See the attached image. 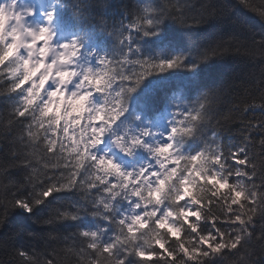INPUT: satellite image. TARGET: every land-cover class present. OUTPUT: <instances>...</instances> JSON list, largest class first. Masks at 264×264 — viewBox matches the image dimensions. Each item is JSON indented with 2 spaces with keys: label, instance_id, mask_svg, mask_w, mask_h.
Instances as JSON below:
<instances>
[{
  "label": "snow or ice",
  "instance_id": "6c2138e0",
  "mask_svg": "<svg viewBox=\"0 0 264 264\" xmlns=\"http://www.w3.org/2000/svg\"><path fill=\"white\" fill-rule=\"evenodd\" d=\"M237 2L264 22V0ZM20 3L0 0V82L16 98L4 108L8 118L0 129V227L16 210L48 226L91 216L95 229L16 233L61 242L74 264H264V38L231 35L189 54L195 61L189 71L242 47L260 58L253 81L259 97L239 109L235 143L205 132L212 120L206 105L219 101L220 89L204 92L196 105L174 103L166 132L141 114L133 117L136 126L121 130L133 95L149 77L187 67L186 56L144 58L138 39L159 37L169 19L182 27L207 23L220 9L201 5L206 13L188 16L185 4L145 3L125 7L114 21L112 0ZM98 33L116 41V54L94 47ZM189 140L199 148L187 150ZM106 141L128 159L141 151L148 159L129 170L103 150ZM47 153L58 162L38 168L34 156ZM70 192L79 199L35 219L49 198ZM14 238H0V264H63L56 249L14 247Z\"/></svg>",
  "mask_w": 264,
  "mask_h": 264
},
{
  "label": "trees",
  "instance_id": "16d2710c",
  "mask_svg": "<svg viewBox=\"0 0 264 264\" xmlns=\"http://www.w3.org/2000/svg\"><path fill=\"white\" fill-rule=\"evenodd\" d=\"M48 2V0H46ZM185 4V11L188 16H196L206 13L208 9L201 5H213L220 9L218 16L207 23L193 25L189 22V27H182L174 20H166L161 26L159 37H142L138 39L137 45L141 49L144 58L159 56L170 59L174 56H186V66L170 72L149 77L141 88L133 95L130 102V112L122 121L121 130L128 125L136 126L133 117L136 114L144 116L145 120H151V126L160 131H167V121L174 111V103L196 105L200 96L210 90L220 89L221 97L214 104L206 105L212 111V120L205 129L206 134L213 130L225 137L224 143H228V137H233L235 143V128L240 123V108L253 97L258 100L259 89L254 87L253 81L260 76V58H253L249 51L243 47L240 51L232 50L223 56L213 57L205 63L199 64L194 71L187 70L195 61L194 56L198 51L214 46L215 42L222 37L237 35L242 39H249L253 33L256 38H264V22L258 15L240 5L237 0H112L113 7L109 14L110 19L119 21L122 18L121 12L127 7L129 11L137 5L149 4L152 7L164 3ZM259 3L260 0H254ZM109 21L112 23V21ZM81 31H87L81 24ZM94 47L102 53L114 55L118 48L116 41L105 34L98 33L94 40ZM4 83L0 82V129L5 126L8 114L4 108L16 98L9 96L4 91ZM159 117V119H157ZM259 119V116L255 117ZM233 131L230 133L229 129ZM198 140H189L185 148L189 151L199 148ZM109 149L115 157L126 162L124 166L131 170L133 165L144 163L148 159V154L141 151L136 158L128 159L116 150L111 141H106L103 146ZM42 154L34 156V162L38 168H43L44 164L49 165L58 161L51 159L54 153H47L44 158ZM63 157L67 158V150ZM52 171V168L45 169ZM50 200L46 205L39 207L34 217L36 220L46 219L49 215V208L52 206H62V202L75 201L79 197L76 193H62ZM213 211L217 214L219 209L213 205ZM98 226L97 220L91 216H82L77 221H65L55 226L43 225L34 222L33 216L21 210L14 211L3 227H0V238L15 237L10 241L14 247L23 246L25 249H36L41 253L49 252L53 248L59 253L58 259H62L63 264H74L73 258L65 255L64 245L59 241L34 240L25 237L23 234L17 236L18 229L24 228L28 232L44 236L49 231H56L63 234L76 231L78 227H88L95 229ZM4 257L3 249L0 247V258Z\"/></svg>",
  "mask_w": 264,
  "mask_h": 264
},
{
  "label": "rangeland",
  "instance_id": "374dc122",
  "mask_svg": "<svg viewBox=\"0 0 264 264\" xmlns=\"http://www.w3.org/2000/svg\"><path fill=\"white\" fill-rule=\"evenodd\" d=\"M40 3H43V2L39 1V0H21L20 7L23 8V7L32 6V5H37L38 6ZM32 22L36 23L38 21L33 20ZM105 152H108L110 155L114 156V154L110 153L109 151H105Z\"/></svg>",
  "mask_w": 264,
  "mask_h": 264
},
{
  "label": "clouds",
  "instance_id": "9594fccd",
  "mask_svg": "<svg viewBox=\"0 0 264 264\" xmlns=\"http://www.w3.org/2000/svg\"><path fill=\"white\" fill-rule=\"evenodd\" d=\"M4 19L5 17L2 14H0V23H3Z\"/></svg>",
  "mask_w": 264,
  "mask_h": 264
}]
</instances>
